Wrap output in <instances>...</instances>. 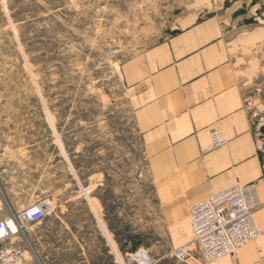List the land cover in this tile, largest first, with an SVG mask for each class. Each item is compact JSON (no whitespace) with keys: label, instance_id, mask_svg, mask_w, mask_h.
<instances>
[{"label":"rangeland","instance_id":"1","mask_svg":"<svg viewBox=\"0 0 264 264\" xmlns=\"http://www.w3.org/2000/svg\"><path fill=\"white\" fill-rule=\"evenodd\" d=\"M188 8L0 0V217L45 204V217L14 237L35 264L128 263L141 247L155 264H187L173 251L195 247L190 213H161L122 65Z\"/></svg>","mask_w":264,"mask_h":264},{"label":"crops","instance_id":"2","mask_svg":"<svg viewBox=\"0 0 264 264\" xmlns=\"http://www.w3.org/2000/svg\"><path fill=\"white\" fill-rule=\"evenodd\" d=\"M173 22L122 65L156 200L180 217L220 190L254 184L260 235L233 255L209 261L198 252L187 264H264V0H189ZM213 128L225 140L216 149Z\"/></svg>","mask_w":264,"mask_h":264},{"label":"built area","instance_id":"3","mask_svg":"<svg viewBox=\"0 0 264 264\" xmlns=\"http://www.w3.org/2000/svg\"><path fill=\"white\" fill-rule=\"evenodd\" d=\"M210 139V149L225 143L216 128L211 129ZM258 204L257 189L254 184H248L220 190L193 205L190 208V221L197 248L194 250L182 246L173 251V256L179 261L188 262L195 258L196 252L203 253L207 260L235 254L261 233L253 217L254 208ZM45 215L46 206L39 202L21 210L17 215L0 217V243H3L0 247V264H35L32 249L24 248L14 237L21 235L22 222H37ZM128 263L155 264V261L148 249L141 247L130 255ZM128 263L121 261V264ZM199 264L207 263L201 261Z\"/></svg>","mask_w":264,"mask_h":264},{"label":"bare ground","instance_id":"4","mask_svg":"<svg viewBox=\"0 0 264 264\" xmlns=\"http://www.w3.org/2000/svg\"><path fill=\"white\" fill-rule=\"evenodd\" d=\"M13 227H15L13 224H12Z\"/></svg>","mask_w":264,"mask_h":264},{"label":"trees","instance_id":"5","mask_svg":"<svg viewBox=\"0 0 264 264\" xmlns=\"http://www.w3.org/2000/svg\"><path fill=\"white\" fill-rule=\"evenodd\" d=\"M136 247H134L133 249H135ZM123 249V248H122Z\"/></svg>","mask_w":264,"mask_h":264},{"label":"water","instance_id":"6","mask_svg":"<svg viewBox=\"0 0 264 264\" xmlns=\"http://www.w3.org/2000/svg\"><path fill=\"white\" fill-rule=\"evenodd\" d=\"M263 131H264V129H263Z\"/></svg>","mask_w":264,"mask_h":264}]
</instances>
